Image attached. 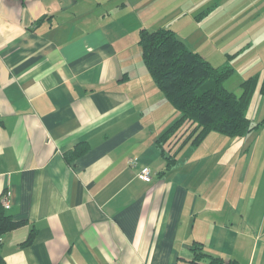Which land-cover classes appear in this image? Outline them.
Instances as JSON below:
<instances>
[{"label":"crops","instance_id":"obj_1","mask_svg":"<svg viewBox=\"0 0 264 264\" xmlns=\"http://www.w3.org/2000/svg\"><path fill=\"white\" fill-rule=\"evenodd\" d=\"M149 5L170 22L148 26ZM171 22L214 65L248 61L227 88L262 83L264 0H0V195L24 220L0 237L7 264H264V123L168 143L178 160L168 169L156 145L180 114L139 34L177 33Z\"/></svg>","mask_w":264,"mask_h":264},{"label":"trees","instance_id":"obj_2","mask_svg":"<svg viewBox=\"0 0 264 264\" xmlns=\"http://www.w3.org/2000/svg\"><path fill=\"white\" fill-rule=\"evenodd\" d=\"M139 45L143 61L155 84L180 114L156 140L157 147L167 159V169L178 162L176 153L165 152L168 143H179V147H182L191 142L198 146L210 132L241 137L264 123V119L253 122L247 115L253 95L260 86L259 74L245 79L240 85V93L230 90L225 86V81L232 75L233 66L230 63L214 65L201 53L191 49L169 27L142 28ZM260 92L264 94V79ZM87 149L88 145H78L66 154V159L71 162ZM2 198L0 195V237L24 223V220H16L8 213ZM32 234L27 242L31 240ZM193 250L194 262L206 257L202 243H196ZM0 264H7L1 252ZM208 264L236 262L211 257Z\"/></svg>","mask_w":264,"mask_h":264},{"label":"rangeland","instance_id":"obj_3","mask_svg":"<svg viewBox=\"0 0 264 264\" xmlns=\"http://www.w3.org/2000/svg\"><path fill=\"white\" fill-rule=\"evenodd\" d=\"M167 6H172V4H168ZM152 7H153L152 5H149L148 19L146 21L148 26H151V25L155 26V24L156 26H159V24H162L163 22H167L170 20L169 19L170 15L163 9V7L151 10ZM171 24L174 25L178 29L179 22H171ZM184 34H185V28L178 29L177 35L184 36ZM188 40H190V38H188ZM234 57H235V54L233 53L227 56V61H229L230 64L234 68L232 75H230L227 78V81H225V86L226 87L228 86L229 88L234 87L236 85L239 86L241 82L240 81L241 77L243 76V71L245 70V67H243V65L248 63V61L244 62L242 66L239 65V68H238L236 65H234V61H233ZM260 89H261V83H260V86H258L256 92L254 93L253 98L247 110V115L249 118L253 120V122H258V120L263 118L264 116V111H263L264 110V98H262L264 97V94L260 92ZM238 93H240V91Z\"/></svg>","mask_w":264,"mask_h":264},{"label":"built area","instance_id":"obj_4","mask_svg":"<svg viewBox=\"0 0 264 264\" xmlns=\"http://www.w3.org/2000/svg\"><path fill=\"white\" fill-rule=\"evenodd\" d=\"M131 163L136 166L137 160L132 159ZM138 177L142 180H145V181L151 180L152 174H151L150 167L148 165L140 166L139 171H138ZM2 203L6 209L10 208V206H11L10 200L7 196L2 198ZM0 242H1V238H0Z\"/></svg>","mask_w":264,"mask_h":264}]
</instances>
